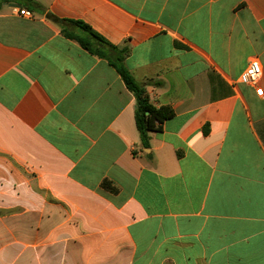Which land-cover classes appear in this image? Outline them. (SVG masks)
<instances>
[{"label": "crops", "instance_id": "0c3cea01", "mask_svg": "<svg viewBox=\"0 0 264 264\" xmlns=\"http://www.w3.org/2000/svg\"><path fill=\"white\" fill-rule=\"evenodd\" d=\"M75 21L173 110L148 147ZM0 264H264V0L0 1Z\"/></svg>", "mask_w": 264, "mask_h": 264}, {"label": "trees", "instance_id": "16d2710c", "mask_svg": "<svg viewBox=\"0 0 264 264\" xmlns=\"http://www.w3.org/2000/svg\"><path fill=\"white\" fill-rule=\"evenodd\" d=\"M0 1L7 2L8 0ZM70 23L78 27L82 33L75 35L71 32L63 31V35L67 39L77 42L89 54L107 60L116 70L125 87L133 94L135 98V127L139 134L141 145L148 147L149 133L161 131L162 124L174 116L173 110L167 106L155 107L150 103L145 86L136 82L123 64L125 55L127 54L126 48L119 49L109 44L104 38L82 22L75 21ZM101 187L109 191H116V188L108 181H104Z\"/></svg>", "mask_w": 264, "mask_h": 264}, {"label": "built area", "instance_id": "2783aa9c", "mask_svg": "<svg viewBox=\"0 0 264 264\" xmlns=\"http://www.w3.org/2000/svg\"><path fill=\"white\" fill-rule=\"evenodd\" d=\"M15 11L19 16H23L25 18H33V13L28 9L15 8ZM261 76L262 65L260 60L255 57L248 62L245 70L240 74L238 83L254 88L256 95L262 96L263 90L259 87Z\"/></svg>", "mask_w": 264, "mask_h": 264}, {"label": "water", "instance_id": "95a60500", "mask_svg": "<svg viewBox=\"0 0 264 264\" xmlns=\"http://www.w3.org/2000/svg\"><path fill=\"white\" fill-rule=\"evenodd\" d=\"M10 6H11V7H14V6H17V5H15V4H10Z\"/></svg>", "mask_w": 264, "mask_h": 264}]
</instances>
